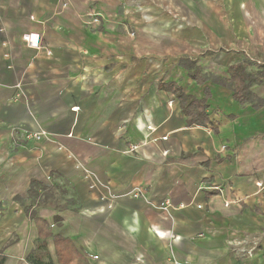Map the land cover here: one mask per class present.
Returning a JSON list of instances; mask_svg holds the SVG:
<instances>
[{
  "label": "crops",
  "instance_id": "0c3cea01",
  "mask_svg": "<svg viewBox=\"0 0 264 264\" xmlns=\"http://www.w3.org/2000/svg\"><path fill=\"white\" fill-rule=\"evenodd\" d=\"M247 61L264 0H0L3 264H60L54 235L90 264H264V82L215 79Z\"/></svg>",
  "mask_w": 264,
  "mask_h": 264
},
{
  "label": "trees",
  "instance_id": "16d2710c",
  "mask_svg": "<svg viewBox=\"0 0 264 264\" xmlns=\"http://www.w3.org/2000/svg\"><path fill=\"white\" fill-rule=\"evenodd\" d=\"M185 64L189 68L190 75L198 79L199 82H205L208 79L206 75L201 74V69L199 67H191V65H188L187 63ZM250 65L251 63L248 61L232 65L228 69L230 74L229 79L215 78L222 84L230 86V88L233 90L234 97L241 103H246L249 99H251V97L254 96L250 90L253 84H261L264 82V64H257L258 69L255 72H249L247 70L248 66ZM178 95L181 99H185V96L182 94V92H179ZM193 101H190V104L187 106L183 104V108L186 112L188 111V114L191 117V123H196L200 121L202 116H205L206 106L205 103L198 102L197 107H193V109L190 108V110H188V106H191ZM183 103H185L184 100ZM200 103H202V105H200ZM199 108L202 110H199ZM46 189L47 186L45 184L37 180H33L29 193L32 197L37 198L40 194L39 190H41L42 193H46ZM30 215L37 224L39 236L44 239L41 245L46 246L47 243L45 240L52 236V233L49 231V223L46 221V219L36 216L34 211H32ZM54 241L60 264H69L74 260H77V264H90L85 259V257L79 253L71 239L62 237L60 235H54ZM4 261L5 256L0 254V264H3ZM31 262L33 264H55L51 259L45 261L38 255L33 256V258L31 256Z\"/></svg>",
  "mask_w": 264,
  "mask_h": 264
},
{
  "label": "built area",
  "instance_id": "2783aa9c",
  "mask_svg": "<svg viewBox=\"0 0 264 264\" xmlns=\"http://www.w3.org/2000/svg\"><path fill=\"white\" fill-rule=\"evenodd\" d=\"M35 37H36V39H35ZM26 39L31 41L33 45H38V38H37V36L35 34H31V35L26 36ZM46 136H47V131L46 130H42V131H38V132L27 133L25 135V139L28 140V141H31V140L39 141V140L44 139ZM86 175H88V174H86ZM92 187H95V185L93 184ZM139 195H140V192L135 194V196H139Z\"/></svg>",
  "mask_w": 264,
  "mask_h": 264
},
{
  "label": "rangeland",
  "instance_id": "374dc122",
  "mask_svg": "<svg viewBox=\"0 0 264 264\" xmlns=\"http://www.w3.org/2000/svg\"><path fill=\"white\" fill-rule=\"evenodd\" d=\"M257 66H251V67H249L248 69H250V70H252V71H256L257 70V68H256ZM62 186H60V188H59V190L58 191H54V192H52V195H53V198H55V195H57L56 197H58V199H60V198H65V196L66 195H68V190L67 189H63L64 187V183L63 184H61ZM63 187V188H62ZM41 199V198H40Z\"/></svg>",
  "mask_w": 264,
  "mask_h": 264
}]
</instances>
